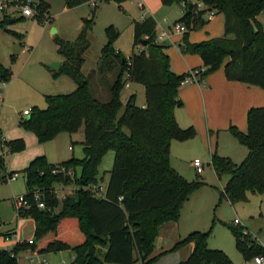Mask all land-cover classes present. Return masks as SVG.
<instances>
[{"label":"trees","instance_id":"trees-1","mask_svg":"<svg viewBox=\"0 0 264 264\" xmlns=\"http://www.w3.org/2000/svg\"><path fill=\"white\" fill-rule=\"evenodd\" d=\"M38 1L40 11L48 12V4ZM87 1L64 0L68 8ZM122 1L115 0L119 8ZM182 2L183 13L174 24H182L186 30L178 49L182 54L200 58L198 74L204 77L222 67L228 81L264 89V31L255 19L264 8V0H161L162 5ZM197 2L204 9L196 10ZM207 11L223 16V35L190 42L189 32L207 23ZM6 19L9 16L2 15L0 28L17 35L6 28ZM155 27L151 16L132 21V46L127 57L112 47L118 33L107 27L99 61L87 75L80 68L88 46L89 26L73 41L54 38L62 61L51 76L65 75L75 88L65 94L44 95L45 107L32 106L18 126L31 132L39 144L82 127V157L53 164L44 155H37L19 171L25 186L22 196L28 207L17 216H28L33 221L32 244L23 241L11 250L0 249V264H17V253L27 248L41 254L67 250L72 255L69 264H151L187 244H192L190 253L175 264H233L223 251L207 247L209 231H192L167 251L151 256L160 227L177 221L183 202L204 184L200 179L186 180L170 165L171 141L191 139L195 130L191 126L181 128L175 120L174 110L182 105L178 88L188 73L175 74L170 70L169 58L163 52L166 46L154 40ZM139 39L145 41L143 46ZM125 73L129 74L128 79ZM11 75L10 67L0 63V81L8 82ZM94 78L107 82V102L94 95L90 86ZM127 81L143 87L142 106L135 104L134 93L124 103L121 101V90ZM227 130L247 149L245 158L235 164L213 152L209 164L218 178L228 176L220 197L234 204L245 200L247 192L264 190V107L247 110L245 132L235 126ZM24 146L20 138L4 139L0 129L1 179L16 175L5 170V154L22 151ZM109 150L113 151V162L100 192L93 187L99 181L101 159ZM71 184L74 189L59 198L57 186ZM34 193L43 209L37 207ZM230 231L244 260L264 253L254 241L241 239L238 227L230 226ZM3 235L10 237L13 232ZM66 235L69 238L64 240Z\"/></svg>","mask_w":264,"mask_h":264},{"label":"rangeland","instance_id":"rangeland-1","mask_svg":"<svg viewBox=\"0 0 264 264\" xmlns=\"http://www.w3.org/2000/svg\"><path fill=\"white\" fill-rule=\"evenodd\" d=\"M48 4V13L52 17L50 23L42 24L36 18H22L17 14H11L12 22L5 24L6 28L15 32L13 36L0 28V63L10 67L12 75L8 82L4 83L0 91V126L6 136L12 140L22 133L30 134L18 126V121L23 118V110H29L31 106L45 107L43 94H65L75 88V83L67 76L61 75L52 78L51 69L48 66L52 63H60L61 56L56 52L54 38L73 41L79 32L89 26L86 32L87 49L84 52V62L80 68L83 75L95 69L99 58L100 49L106 42L105 29L112 27L118 33L112 42V47L127 57L132 46V21L140 19L141 11L137 8V0H124L120 8L115 0L99 1L95 7L90 2H85L75 7L68 8L64 0H43ZM181 5H162L154 15L156 22L167 21L173 25L181 17ZM206 18V14H204ZM0 20L2 13L0 12ZM163 23V22H162ZM222 15L216 14L214 19L195 33H201L202 38L221 36ZM52 28L54 31H52ZM196 36L199 34H195ZM180 51V50H179ZM175 51L170 46L167 48L169 59L174 62V55L188 57ZM174 53L171 54V53ZM184 62V61H183ZM185 63V62H184ZM61 64V63H60ZM195 73L193 83L197 82L199 68L192 70ZM189 72V71H188ZM187 72V73H188ZM90 86L96 98L101 102L109 99L108 84L105 80L94 78ZM247 86V87H246ZM245 88L235 92L237 97L231 98L228 102L221 103V108L215 113L216 128L210 135H196L195 139L175 143L178 151L172 150V166L186 180L200 179L206 185L189 195V199L183 202L180 208L179 230L181 236H186L192 230L209 231L206 245L209 249L221 250L232 261L233 264H253L252 259L244 260L241 253L235 246V238L231 234L230 226L245 228L250 235L256 237L264 244V190L261 193L247 192L245 200L234 204L221 196L227 175L219 178L209 164L210 155L216 152L220 156L231 159L235 164L240 163L247 154V149L238 143L227 130L229 126H235L239 131L246 125V115L240 108L244 106L264 107V89L257 86L246 85ZM252 87L257 90H251ZM100 88L101 95L100 94ZM94 89L97 93H95ZM98 89V90H97ZM135 94V104L140 105L144 100V90L139 84L129 82V87L121 90V101L124 103L127 96ZM229 106V107H228ZM237 108V109H236ZM234 111L233 115L232 112ZM247 112V111H246ZM4 126V127H3ZM19 127V128H18ZM242 132V131H241ZM3 135V134H2ZM10 136V137H9ZM24 141V149L17 152L13 160H8L10 153L5 155V163L11 170H15L16 176L12 180L0 182V248L11 250L17 243L33 237V222L28 216H16L13 198L22 196L25 193V186L22 174L24 158L29 159L34 154H46L50 160H67L70 157L81 158V141L83 140L82 127L75 133L61 132L52 140L41 145L29 139ZM35 141V140H33ZM181 145V146H180ZM68 147L73 150H68ZM37 155V154H36ZM196 158L200 161L201 172L194 171L189 160ZM52 158V159H51ZM113 162V151L109 150L102 157L98 166V177H106ZM76 173H79L77 168ZM74 185H67L56 188L57 196L71 192ZM239 224L234 225L233 220ZM67 226V225H66ZM62 229V233L66 230ZM15 230V234L8 240L4 238L5 231ZM158 236V235H157ZM68 235L63 239H68ZM249 240L251 236L247 237ZM187 247V246H183ZM178 254L167 257L163 264H173L186 256L185 250ZM186 249V248H185ZM59 258L60 259L59 261ZM52 262L57 264H68L70 258L66 252L50 256ZM135 264H141L140 261Z\"/></svg>","mask_w":264,"mask_h":264},{"label":"crops","instance_id":"crops-1","mask_svg":"<svg viewBox=\"0 0 264 264\" xmlns=\"http://www.w3.org/2000/svg\"><path fill=\"white\" fill-rule=\"evenodd\" d=\"M138 1H141L145 7L144 17L145 16H151L156 22L154 15L161 8V0H137V2ZM181 12H182V9H181ZM2 15H4V14L2 13ZM181 15H182V13H181ZM214 17L211 20H213ZM255 19L261 25V27L264 31V8L256 15ZM51 20H52V17H51ZM138 20H140V19H137L135 21H138ZM169 26L170 25L167 23V21L156 22L155 34L159 33L162 29L166 30L167 28H170ZM221 31H222V35H223V16H222ZM195 34H199V35L196 36ZM181 36H182V34H180V33L179 34L174 33L171 35V37L168 40H165L162 42V45L166 46V48L163 49V52L168 56V58H169V54L167 52V48H169L170 46H172L175 49V51L178 53V51H179L178 44L180 43ZM221 36H215V37H221ZM213 37L214 36H211V38H213ZM188 39L190 42H197V41L205 40L208 38H202L201 33H195V31H191V32H189ZM130 52H131V48H130V51L127 53L128 56H129ZM179 53H181V52L179 51ZM171 54L174 55L173 52ZM187 56L188 57L181 56V58H184L183 61L185 63L177 55H174V62H171V60L169 59L170 70L172 72H174L175 74H182V73H186L188 71H192L193 69L201 66V60L197 55L187 54ZM61 61H62V59L60 60V63H61ZM59 76H61V75H59ZM200 78H201V80L199 82H196V83L190 82V83L180 85V87L178 88V98L180 99L182 105H181V107H178L174 110V117H175V120H176L177 124L179 125V127L186 128V127L191 126L194 128V130H195V136L193 137L194 139H195L196 135H200V137H202V136L204 137V135H206V134H207V136L210 135V132H212V130H214L216 128L215 113H216V111H218L221 108V103L228 102V100L231 98H233V99L236 98L237 95L235 92H238L244 88L246 90V87H247L246 86L247 84H244V83L235 82V81H228L224 76L222 67L219 68L218 70L214 71L213 73L208 74L207 76H204V77L200 76ZM128 87H126V88H128ZM98 89L100 90V88H98ZM251 90L255 91L257 89H254V87H252ZM94 91H95V93H97L95 89H94ZM101 92L102 91L100 90V94L99 93H97V94L101 95ZM44 95H46V94H43L42 96H44ZM143 104H144V100L142 101V103L139 106H142ZM242 110H243V113H245V115H246V111L248 110V106L245 105L244 109L240 108V113ZM234 111L235 110H233L232 115H233ZM22 114H23V112H22ZM27 116H28V114H23L24 119ZM0 129L2 131V126H0ZM241 131L242 132L246 131V125L243 127V129ZM18 132H21V134H19L18 135L19 137H17L16 139L25 138V139H29L32 142H36V144H39L36 141V138L33 134L30 135V134L22 133V131H18ZM2 134H3L2 136L4 139H6V140L10 139L6 136V133L4 131H2ZM193 138L183 141V144L187 141L190 142V140H193ZM33 140H35V141H33ZM175 142H177V141H171L170 148H169V161H170L171 166H172V158L171 157H172V155L173 156L175 155L176 151H178L177 146H179V145H176V147H175V144H178ZM39 145H41V144H39ZM173 149H174L175 153H173V151H172ZM68 150L72 151L73 148L70 149V147H68ZM16 154H18V153L17 152L11 153L8 160L9 161L13 160V158H15V156H19ZM36 154L37 155H44V154H39V153H36ZM36 154H34L29 159L24 158L23 168L26 167V165L28 164V162L32 158L37 156ZM5 155H7V153ZM45 158L47 159V161L49 163H53V164L64 161V160H55V162H53L54 160H50L47 156ZM194 159H196V158L194 157L192 160H189V164H190V167L195 171V168L192 165V161ZM172 168H174V166H172ZM5 170L7 172L15 171V170H11V168H9L8 164L7 165L5 164ZM98 178H99V181H98L96 186L99 189V191L102 192L103 189L105 188V185H106V182L108 179V173H107L106 177L104 176V177H98ZM204 186H206V185L203 184L197 190L201 189ZM197 190H195V191H197ZM188 199H189V197H188ZM179 217H180V212H179ZM179 223H180V221L178 218L177 221L167 222L160 227L159 234L156 237L155 242H154V249H153L151 256H156L163 251H167L177 241H179L181 238L184 237V236H181V234H179L180 233ZM33 227H34V225H33ZM192 231H198V230H192ZM192 231H190V232H192ZM5 232H13V235L15 234V230H13V229H10V230L5 231ZM190 232H188V233H190ZM30 238H32V237H29L28 239H30ZM8 239H6V240H8ZM185 246H187V247H182L183 248L182 250H185V253H186V256H184L183 259H185L188 256V254L190 253V251L192 249V244H187ZM41 247H42V245H39V248H41ZM0 249H3V248H0ZM6 250H8V249H6ZM180 250H181V248L176 250V251L166 253V254L160 256L159 258H157L151 264H163V262L166 261L168 256H170L172 254H178V252H180ZM30 251H31V249L27 248L25 250L18 252L17 256H16L17 264H27V256L30 253ZM62 252H66L68 254L70 260H71L72 255L67 250L46 253V254H44V256L47 259L48 264H57L59 262L56 261L53 263L52 260L50 259V256H53L54 254L60 255ZM60 259H62V258H59V261H60ZM183 259H179L177 261H180ZM175 263L176 262H174L173 264H175Z\"/></svg>","mask_w":264,"mask_h":264},{"label":"built area","instance_id":"built-area-1","mask_svg":"<svg viewBox=\"0 0 264 264\" xmlns=\"http://www.w3.org/2000/svg\"><path fill=\"white\" fill-rule=\"evenodd\" d=\"M100 0H88L87 2H90L91 5H96ZM38 0H0V12L4 15L11 14H17L20 18H36L40 21L42 24L50 23L51 16L47 11L41 12L38 7ZM181 7L183 8L184 2H182ZM137 8L141 11L140 14V20L144 18L145 15V7L141 1L137 2ZM204 9V6L201 2L196 3V10ZM206 19L210 21L214 16L213 11H207L206 13ZM10 17V15H8ZM170 28H167L166 30L162 29L159 33L155 34V42L156 43H162L165 40H168L172 34H183L185 32V27L182 24H173L169 26ZM125 78H129V74L125 73ZM195 79V73L193 71H189L188 74L184 77V79L181 81L180 85L193 82ZM201 80L200 77H198L197 82ZM4 82L0 81V85L2 86ZM129 82L127 81L124 84V87H128ZM1 91V87H0ZM29 110H24L23 114H28ZM192 165L195 168L197 173L201 172L202 165L198 159H194L192 161ZM16 175L12 176H5L3 179L0 178V182H5L8 180L14 179ZM95 190L99 189L97 186L93 187ZM34 200H36V205L38 208L43 209L44 205L42 202L38 200L37 193H34ZM12 204L15 209L16 216L24 207H28V202L23 198V196L13 198ZM234 225H238V220H233ZM237 227V226H236ZM241 233V239L247 238L248 236H251V241H254L260 247L264 250V244L260 242L259 239L256 237H253L249 234V232L245 228L239 229ZM9 237H6L5 239H8ZM26 242L28 244H32V238L27 239ZM72 258V257H71ZM253 261V264H264V253L260 255H256L251 258ZM27 264H48L47 259L45 258L44 254L36 253L33 250L30 251V253L27 256Z\"/></svg>","mask_w":264,"mask_h":264},{"label":"water","instance_id":"water-1","mask_svg":"<svg viewBox=\"0 0 264 264\" xmlns=\"http://www.w3.org/2000/svg\"><path fill=\"white\" fill-rule=\"evenodd\" d=\"M11 22H12L11 19H6L4 23H5V24H9V23H11ZM52 31H54L53 28H52ZM138 42H139V44L142 45V46L145 44V41H144L143 39H142V40L139 39ZM48 67L51 68V69H55V70H57V69H59V67H60V63H52V64H50ZM26 118H27V117H26ZM26 118H25V119H26Z\"/></svg>","mask_w":264,"mask_h":264}]
</instances>
